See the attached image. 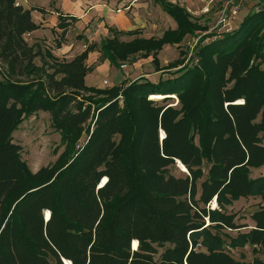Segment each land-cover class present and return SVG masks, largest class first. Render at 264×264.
I'll return each mask as SVG.
<instances>
[{"label": "trees", "instance_id": "trees-1", "mask_svg": "<svg viewBox=\"0 0 264 264\" xmlns=\"http://www.w3.org/2000/svg\"><path fill=\"white\" fill-rule=\"evenodd\" d=\"M16 1L0 0V264H264L228 250L264 248V205L252 225L227 210L241 197L264 200V175L251 176L264 165V7L211 41L200 37L197 64L101 89L85 84L89 52L117 68L137 53L158 63L165 44L204 26L185 7L156 0L176 22L161 37L122 41L137 30L110 28L70 60L46 52L51 62L38 66L40 49L24 37L38 25ZM44 66L52 71L40 77ZM34 74L41 79H17ZM153 94L178 101L159 104ZM37 111L49 112L64 149L33 172L12 132Z\"/></svg>", "mask_w": 264, "mask_h": 264}, {"label": "crops", "instance_id": "crops-1", "mask_svg": "<svg viewBox=\"0 0 264 264\" xmlns=\"http://www.w3.org/2000/svg\"><path fill=\"white\" fill-rule=\"evenodd\" d=\"M166 1L172 3L178 1L188 12L195 14L193 18L198 22L207 16L201 12L200 0ZM24 7L34 8L31 12L32 19L38 25L37 29L26 33L25 36H30L32 45L41 41L46 43L42 48L39 47L41 56L46 59L45 53L49 52L58 59L69 60L81 53L87 44H99L101 39L112 36L110 28L137 30V34L128 35L129 39L120 35L119 39L122 41H129L134 37L158 38L164 31L176 28V22L161 5L158 3L154 7L149 0H24ZM60 17L65 18L66 26L60 27ZM72 17L76 20L71 21ZM169 46L171 44H165L159 52ZM86 64L92 68L85 76L87 86L108 88L141 76L153 81L151 74L147 72L127 79L123 70L110 65L108 59L102 57L98 49L88 53Z\"/></svg>", "mask_w": 264, "mask_h": 264}, {"label": "rangeland", "instance_id": "rangeland-1", "mask_svg": "<svg viewBox=\"0 0 264 264\" xmlns=\"http://www.w3.org/2000/svg\"><path fill=\"white\" fill-rule=\"evenodd\" d=\"M19 1H20V5H22L23 8H26L24 7V0H19ZM149 1L152 4V6L154 5V7L156 6V4H158L154 0H149ZM175 2L180 4L178 1ZM218 5L219 4H215L214 7L209 10V12L202 13V14H207V16L201 19V22L198 23L203 25L204 29L198 30L197 36H195L194 38L199 37V39H201L200 37H202V41L206 43L207 41H211L214 37H216L214 33L217 34L218 36L222 34V32H228L225 31L226 29L219 27V25H216L218 19L217 18L218 7H219ZM263 5H264L263 0H241L237 10V15L235 19L231 21V25H230L231 28L229 27L230 28L229 31L236 28L238 24L241 22L242 18L248 12L256 10L262 7ZM30 9H32V11L34 10L33 7H30ZM190 14L192 17L195 16L194 13H190ZM123 36L126 39H129L128 35H123ZM194 38L188 35L182 40L181 43L173 44L168 48H165L163 51L158 52L156 56V60H158V63L152 60L153 57L151 55H149L148 58V57H142L141 53H137L136 55L133 56L131 62L129 61L120 62V64L125 63L126 68L124 69L119 67V69L123 70V74L127 77V79L135 78L136 76L140 75V73L142 72H147L151 74L152 76L151 79L153 81H157L160 76L161 78H169L171 77L173 71L183 66L188 59H190L188 63L192 65L197 64L198 57H196L194 53L195 48L194 46L192 48L190 47L192 42L194 41ZM26 39L28 41L27 42L28 45L33 46L35 49H40L42 48L43 45L46 44L43 41H41V42H36L35 45H32L30 36L26 35L25 40ZM50 42L53 43L52 40ZM1 48H2V43H0V51ZM41 55L42 54L40 53L38 56L34 58V63L36 65L41 66L44 62L47 63L51 62L50 59L48 58L46 59ZM176 62H177V66L172 67L171 70L169 71L166 69L163 70V68L158 69L166 65L174 64ZM44 67L45 68L42 69V71L40 72L41 73L40 77H42L43 70H45L47 66ZM0 69L4 71L6 70V65L1 62V59H0ZM46 70L47 72L52 71L50 68H47ZM57 77H60V75H58ZM44 78L42 79L44 80ZM17 79L36 80L41 78H39L38 75L34 74L28 78L27 76H21V77H17ZM85 94H90V92H86ZM118 98H119V104L122 105L121 97L118 96ZM152 100L156 101L159 104H165V103L176 104V102L178 101V99L175 96H173V98H169L168 100L165 99L162 100V98L160 99L152 98ZM160 135L162 136L163 134L160 133ZM87 138H88L87 134L82 133V136L77 140L76 147L79 148L80 145H82L83 141L87 140ZM12 139L13 142L21 146V157L27 162L29 168L33 172L37 171L42 166L52 165L58 158L59 154L64 149V145L60 143L59 133L55 131L53 126H51V116L47 111H37L32 113L29 117L23 119V121L19 124V126L12 132ZM176 167L177 169L174 171L176 175H180L182 172H185L183 171L185 169L183 170L180 169L181 167H179L178 163L176 164ZM251 170H252L251 176L253 177L257 175H264V165L257 168H252ZM259 203H261V205H264V200H262L261 197L259 196L241 197L238 200L234 201L233 204L227 208V210L229 212H234L236 214L237 223L252 225L253 222L250 219V215L254 210L257 209ZM211 205L215 206L213 202ZM45 214L46 212L44 213V215ZM241 230H244V228H241ZM230 233L235 235L236 232L230 231ZM228 250L238 262L251 261L255 257L264 259V248L252 244H246L244 247L241 248L240 247L232 248V249L228 248Z\"/></svg>", "mask_w": 264, "mask_h": 264}, {"label": "built area", "instance_id": "built-area-1", "mask_svg": "<svg viewBox=\"0 0 264 264\" xmlns=\"http://www.w3.org/2000/svg\"><path fill=\"white\" fill-rule=\"evenodd\" d=\"M241 0H200L202 4L201 12L207 13L210 9L214 7L215 4H219L218 6V16L216 25L219 27L226 29L225 31H229L231 28V21L235 19L237 15V10L239 7ZM20 1L17 0L15 5H19ZM264 5L258 9L263 8ZM256 9V10H258ZM230 27V28H229ZM194 38V37H193ZM199 37L194 38V41L191 44V48L196 44ZM121 68H125L126 64L122 63L120 65Z\"/></svg>", "mask_w": 264, "mask_h": 264}, {"label": "bare ground", "instance_id": "bare-ground-1", "mask_svg": "<svg viewBox=\"0 0 264 264\" xmlns=\"http://www.w3.org/2000/svg\"><path fill=\"white\" fill-rule=\"evenodd\" d=\"M174 95H172V97H173ZM165 96H163V95H159V94H153L150 98H155V99H160V98H164ZM161 134H163V132H161ZM178 165L181 167V169H185L184 168V166L180 163V162H178ZM104 183V182H103ZM213 203H214V205H215V201L213 200ZM46 212V215L47 216H49V211L48 210H46L45 211ZM133 244L135 245V247H136V245H137V241L136 240H134L133 241ZM134 247V248H135Z\"/></svg>", "mask_w": 264, "mask_h": 264}, {"label": "water", "instance_id": "water-1", "mask_svg": "<svg viewBox=\"0 0 264 264\" xmlns=\"http://www.w3.org/2000/svg\"><path fill=\"white\" fill-rule=\"evenodd\" d=\"M180 167V166H179ZM185 168V167H184ZM181 169V168H180ZM181 170H183V169H181ZM183 171H186V169L185 170H183ZM48 216L45 214V219L47 218ZM135 247V245L133 244V242H132V248H134ZM135 249V248H134Z\"/></svg>", "mask_w": 264, "mask_h": 264}]
</instances>
